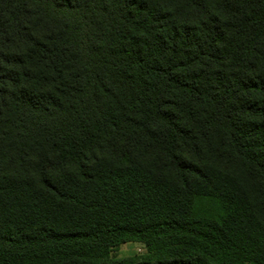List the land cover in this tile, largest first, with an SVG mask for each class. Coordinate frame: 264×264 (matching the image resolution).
<instances>
[{"label":"trees","instance_id":"obj_1","mask_svg":"<svg viewBox=\"0 0 264 264\" xmlns=\"http://www.w3.org/2000/svg\"><path fill=\"white\" fill-rule=\"evenodd\" d=\"M0 264H264V0H0Z\"/></svg>","mask_w":264,"mask_h":264},{"label":"rangeland","instance_id":"obj_2","mask_svg":"<svg viewBox=\"0 0 264 264\" xmlns=\"http://www.w3.org/2000/svg\"><path fill=\"white\" fill-rule=\"evenodd\" d=\"M147 253L146 246L137 241H130L119 245L110 252V256L115 259L141 260Z\"/></svg>","mask_w":264,"mask_h":264}]
</instances>
